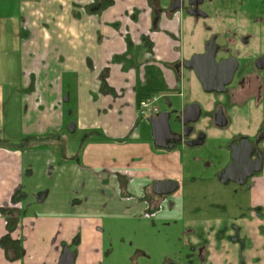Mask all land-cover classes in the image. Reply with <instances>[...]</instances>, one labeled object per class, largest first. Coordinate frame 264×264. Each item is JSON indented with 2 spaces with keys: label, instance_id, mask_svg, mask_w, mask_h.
Segmentation results:
<instances>
[{
  "label": "crops",
  "instance_id": "1",
  "mask_svg": "<svg viewBox=\"0 0 264 264\" xmlns=\"http://www.w3.org/2000/svg\"><path fill=\"white\" fill-rule=\"evenodd\" d=\"M158 8L165 13L156 21ZM177 17L168 14L164 0H0V68L16 65L19 70L24 92L16 102L24 111L23 118H28V131L45 135L59 132L63 101H70L74 94L76 115L83 118L82 126L88 130L84 140L75 142L80 152L75 165L80 177L84 171L86 181L81 192L94 178L91 171L111 165L112 161L105 165L103 158L113 159L114 154L105 156L101 148L115 147L104 141L127 136L142 89H159L161 85L178 89L179 79L171 67L180 56L175 48L181 44L174 40L181 34V17ZM8 35L17 36V41L9 40L14 47L2 39ZM8 76L0 72L1 80L8 81ZM30 85L32 89L25 91ZM69 86L75 87L72 93ZM1 142L0 208L16 191L28 189L29 181L27 178L26 185L21 181L24 150L17 149L18 144ZM69 159L55 160L57 169L47 173L49 191L68 189L73 178L78 179L76 183L83 180L72 176L75 165ZM248 201L246 210L232 206L224 212L213 211V219L209 217L204 224L196 223L190 230L189 225L183 227L189 232V243L206 245L203 260L193 264H264V174ZM257 205L261 210L256 211ZM122 207L129 212L128 202ZM109 209L117 212L114 205ZM98 210L90 211L99 217ZM64 211H53L44 219L38 215L21 217L10 231L0 213V242L7 234L13 240L21 238L24 251L20 258L8 260L0 243V264H57L62 243L78 229L83 235L80 243L87 242L84 223L93 227L98 217L87 219L81 206ZM101 239L98 233L89 252L82 255L85 258L78 254L76 264H101Z\"/></svg>",
  "mask_w": 264,
  "mask_h": 264
},
{
  "label": "flooded vegetation",
  "instance_id": "2",
  "mask_svg": "<svg viewBox=\"0 0 264 264\" xmlns=\"http://www.w3.org/2000/svg\"><path fill=\"white\" fill-rule=\"evenodd\" d=\"M235 1L237 0H179L178 3L180 6L174 11H171L170 7L176 0H164L165 8L169 15H177L178 17L180 15L181 19H183V15L191 16L195 22L194 24H196L199 19L206 21L204 23V28H206L208 36L203 40L202 50L186 57L187 59L183 57L181 46L175 48L176 51L180 53V56L178 60L171 64V67L175 76L177 75L179 79L178 89H158L159 91L150 92L149 95L143 96L137 100L134 123L138 121L137 118L142 117L149 121V129L146 126H142V128L138 127L134 135L131 134L132 138L130 139H125V136L121 139L104 141V143H112L115 146L142 143L145 154L147 155V152L150 153L148 155L149 157L147 156L148 159L138 160L136 163H128L126 161L125 167L114 165L111 167L112 164L110 166L102 165L97 171L99 172V170L104 169L109 174V176L101 177V184H109L117 181L120 183V186L124 185L123 187H125L128 185L130 193L127 194L124 203L129 201L130 213H134L136 211L135 205L140 204V214L144 220H150L154 213H160L163 204L168 198L179 197L183 194L188 196L189 193L195 196L198 193V197L201 199L203 195L205 194L206 196L208 192H212L214 195L217 190L215 189L217 188L216 184H220V186H224L225 188L228 187L230 183L241 186L242 188L240 190H236V188L231 189L228 194L226 192L219 193L221 197L236 196L240 198L246 196L247 202L238 201L239 203H236L227 200H219L215 201V203L211 202L208 204L215 209H210L209 213L213 211L224 212L232 206L246 210L249 207L248 198L250 191L257 184L258 178L262 177L264 174V0H262V5H257L259 1L253 4L256 5L254 7L255 9L260 10V13L258 12L256 14H250V12L239 13L236 11V6L234 5ZM245 2V0H239L240 5H243ZM205 7H207V10ZM163 10L162 8L157 9L156 21H158L160 14L165 13ZM224 10H228L229 12H224ZM83 11L86 12L84 7ZM178 17L176 18L177 20L179 19ZM207 20L215 22L219 29H215ZM154 28L157 27L154 26ZM180 35L179 37L176 36L177 38H174V40H178L181 44ZM207 52L209 55L213 56L214 65H219L224 62L226 66L225 68H217L216 71L219 70L222 77L214 73L213 80H225L224 78L228 77V68L232 69L228 83L224 84L220 91H206L201 85L194 69L183 65V62L190 60L192 56L202 55ZM203 63L206 67H209L207 66L209 65L208 61H204ZM184 68L193 70L202 90L216 97L211 109L206 110L200 102L195 100L175 105L170 103L169 95L172 91L179 90L181 80L180 73ZM149 89L143 88L141 93H146ZM114 94L116 95V92ZM153 96L156 97V109L153 111L151 109L140 110L138 107L139 102L141 100H151ZM220 97H222V99H220ZM161 98L167 103L169 108L160 110L158 101ZM194 103L199 107L196 115L191 111H186V107ZM163 113L166 114L168 129L166 131L163 129L157 130L158 140L155 141L156 139L152 132V120L158 119ZM205 116L209 117V123L215 129L226 132L231 124L237 121L240 126H242V130L230 133L229 135L221 134L218 135V137L209 138L207 133L197 128V123ZM71 123L74 125L73 131L68 129ZM67 129L70 133L75 132V123L70 122L67 125ZM140 131L142 133H140ZM47 137L48 139L53 137L55 140L54 142L57 143L60 141L57 138L59 136H56V134H49ZM30 139L31 138H28L26 142ZM32 139L37 141L36 138ZM61 142L64 143L63 145L61 144L63 148L65 142L63 140ZM19 144H21V146H19ZM27 144L28 143L22 145V143H18L17 147L19 148L17 149H23L25 151V149L28 148ZM169 152L173 154V157L170 159V162L168 160V163H166L164 156L167 157V155L170 154ZM185 153L186 156L184 155ZM79 154L80 152H78L75 158L69 159L74 165L76 161L78 163L80 160ZM188 156L191 157V164L188 162V159H186ZM252 163H257L260 169L248 175L246 173L252 171V168L255 167ZM167 164L176 165L180 171L176 175L161 173L159 176H156V178H149L150 176H141L142 174L140 176H131V174L120 170V168H122L126 172H129V167H131V170H135V168L143 166L141 169L147 167L149 172L158 167L161 172H166L168 169ZM97 172L93 173L91 171L94 178L92 181H89V188L84 191L89 193V195L100 192L98 186L97 188L94 187V181H98V178H96L98 177ZM189 172L190 174L187 177L184 176ZM110 174L114 176L112 181L108 179L112 177ZM197 176H199V179H197ZM145 179L146 181L143 182ZM73 180L74 178L72 181ZM160 181H172L175 185L171 191L162 192V189L157 186V183ZM185 184L191 186L190 189L185 188ZM83 185H86V181ZM91 186H93V188ZM23 192L24 189L15 193L10 198L9 203L4 204V206L0 208V213H2V210L9 209L17 210L22 214L24 212L23 197L21 198ZM132 192H135V198ZM25 193L26 192H24V194ZM15 196L18 200H13ZM127 197H129V200ZM200 206L199 203L192 206L189 205L190 208H187L189 211L186 212L191 214L193 210H199ZM255 209L259 211L261 210V206L257 205ZM176 211L179 210L177 209ZM98 212L100 214L103 211L99 209ZM4 222L6 225L5 218ZM145 222L147 223V221ZM18 225L19 223L16 228ZM183 227L181 231L187 232L185 239L187 243L186 249L193 250L196 255L195 259L190 260V264H193V261L203 260L206 245H193L189 243V232L184 229L187 226ZM188 228L190 230L191 227L189 226ZM75 234L71 237V239L74 240L72 241L70 239L71 241L69 240L68 242L62 243L61 248L62 252L63 246L67 245L75 252L74 264H76V259L78 257L79 248L77 245L81 242V234L79 232ZM20 239L21 238H19V240ZM180 247L183 246L180 245ZM135 250L133 253L144 256L145 252L143 250L141 251L140 248H136ZM136 262H138V260H136L134 264H136ZM165 264L183 263L170 258L167 259Z\"/></svg>",
  "mask_w": 264,
  "mask_h": 264
},
{
  "label": "rangeland",
  "instance_id": "3",
  "mask_svg": "<svg viewBox=\"0 0 264 264\" xmlns=\"http://www.w3.org/2000/svg\"><path fill=\"white\" fill-rule=\"evenodd\" d=\"M245 1L246 2L243 5L239 4V0L234 2L236 11L239 13L250 12V14L260 13V10L255 9L254 7L256 5L253 4L259 1V4L257 5H262V0ZM205 9L207 10V7H205ZM224 12L228 13L229 11L224 10ZM182 18L183 19L178 23V28L181 33L180 41L182 54L184 55V59H187L186 57L202 50V43L208 36V32L206 31V28H204V23L206 21L203 19H199L198 22L194 24L195 22L191 16L183 15ZM207 22L213 25L215 29H219L215 22L211 20H207ZM16 37L13 38L17 41ZM13 38L8 35L2 39L7 40L6 43L8 46L14 47V43L11 44L9 42V40H12L13 42ZM0 72H5L9 75L8 81L1 80L0 78V142L6 141L8 143L18 144L31 138L26 142L28 143V148L22 153V172L24 177L21 178V181L24 183L26 182V179L29 178V181H27L28 189H24V192L26 193L24 194L23 192V195L21 196V198L23 197L22 202L24 204V212L22 213L23 217L24 215L31 217L33 215H38L44 219L46 216L55 213L53 211L66 213L64 210H67V212H71L74 206H81L87 219L98 217L96 213L90 211L91 209L99 208L103 211L99 214L98 221L93 224V227L90 226V224H92L90 222L87 224L84 223V227L87 228L84 235H88V241L83 243L79 242L77 245L79 248V257L89 252V247L94 245L95 237L99 233L102 238V241L100 242V245L102 246L101 264H134L136 260H138L136 264H165L167 259L170 258L183 264H190V260L195 259L196 255L193 250L186 249L187 243L185 242V239L187 232L181 231L182 227L187 225L194 227L196 223L204 224L209 217L210 219H213L209 212L210 209L215 208L211 207L208 203H215V201L219 200L234 201L236 203L247 202L246 196L240 198L236 196L221 197L219 193L226 192L228 194L231 189L236 188V190H240L242 188L241 186L230 183L228 187L225 188L224 186H220V184H216L217 188L215 189L217 190L214 195L212 192H208L206 193V196L204 194L200 199L198 193L195 196L190 195L189 193L188 196L183 194L179 197H172L176 199L168 198L163 204L160 213H154L151 217L152 219L144 220L140 214V204L135 205L136 211L134 213L125 211L122 207V203L125 202L127 194L130 193L128 185L125 187H123L124 185L120 186V183L117 181L109 184H101V177L109 176L104 169L97 172L98 177L96 178H98V181H94L95 186L97 185L99 187L100 192L91 195L87 192H81L80 188L85 183L83 177L85 176V173L81 170L80 177V170H78L77 165L72 166V172H68H71L72 176H75V178H83L82 181H77L76 183L75 180L78 179H74L71 186L66 190H57L53 192V190L50 189L49 191L47 188V181L49 180L47 173L53 174L57 169L58 166L55 163V160L63 161L64 157L70 159L75 158L76 155H78V143L75 142H81L84 140V131H88L82 126L83 118H78L75 112L76 102L74 94L72 93V90L74 91L75 87L69 86L72 93V99L70 101H63L64 108L61 129L59 132L55 133L56 136L64 138L65 145L62 148L61 144L63 145L64 143L61 141L57 143L54 142L55 140L53 137L48 139L45 134L30 133L28 131V118H23L22 115L24 111L22 108H19L16 102L17 97H21V91L24 92V90L20 88L22 79L20 78L19 70L16 69V65L11 69L0 68ZM180 75V88L179 90L170 93V103L175 105L195 100L200 102L206 110L211 109L216 97L202 90L193 70L184 68L181 70ZM30 84L33 86V83ZM31 85L27 87L25 91H30ZM158 88L163 89L164 85L158 86ZM220 99H222V97H220ZM158 105L160 106V110L169 108L162 98L158 101ZM137 120L138 121L130 128L125 139L132 138L131 134L134 135L135 130L138 127L142 128V126H146L149 129V121L147 119L141 117L137 118ZM70 122H74L75 127H77L76 131L73 133H70L67 129V125ZM241 127L242 126H240L239 122L236 121L231 124L226 132L221 131L210 125L208 116L202 117L197 123V128H200L207 133L209 138H215L221 134L229 135L230 133L239 132L242 130ZM140 133L142 132L140 131ZM32 138H36L37 141ZM107 147L108 148H101V152H103L105 156L107 153L114 154L113 159L109 157L103 158L105 165H109L112 161L111 167H113V165L125 167L126 161L128 163H136L138 160L141 161L142 159H148V155L150 154L149 152H147V155L145 154V150L142 148V143H131L126 146H115L113 148H110L109 146ZM184 155L186 156V153ZM189 156L186 159H188V162L190 163L192 161ZM172 157L173 154L170 153L167 157L164 156V160L168 163V160L170 162ZM167 165L168 169L166 172H161L159 167L149 172L147 167L141 169L143 166L135 168V170H131V167H129V172H126L122 168H120V170L131 174V176H140L142 174L141 176L147 175L150 176L149 178H156V176H159L161 173H166V175H176L180 171L176 165ZM31 172H33V175L30 177ZM189 174L190 172L184 176L187 177ZM110 176L112 177H109L108 179L112 181L114 176L111 174ZM197 179H199V176H197ZM59 180L60 176L57 181ZM145 181L146 179L143 180V182ZM60 182H63V180ZM24 185H26V183H24ZM91 187L93 188V186ZM184 187L190 189L191 186L185 184ZM132 195L134 198L136 197L135 192H132ZM127 199L129 200V197H127ZM197 203L203 208L200 206L199 210H193L191 214H188L186 211H189L187 209L190 208L189 205L192 206ZM112 205H114V209L117 210V212H111L109 208H111ZM177 209L179 211H176ZM145 221H147V223ZM78 232L79 229L76 233ZM82 236L83 235H81V237ZM71 240L73 241L74 239ZM181 242L184 246L180 244ZM180 245L183 247H180ZM213 247V245L210 246L212 252H215L213 251ZM136 248H140L141 251L143 250L145 252L144 256H139L133 253ZM81 258H85V256H82Z\"/></svg>",
  "mask_w": 264,
  "mask_h": 264
},
{
  "label": "water",
  "instance_id": "4",
  "mask_svg": "<svg viewBox=\"0 0 264 264\" xmlns=\"http://www.w3.org/2000/svg\"><path fill=\"white\" fill-rule=\"evenodd\" d=\"M179 1V0H178ZM176 0L175 3H173L170 7L171 11H174L176 8H178L180 5ZM213 56L209 55L208 52L204 53L202 55H195L192 56V58L188 61H184L183 65L189 68H193L194 72L196 73L201 85L206 91H220L222 89V86L226 83H228V79L230 77V74L232 72L231 68H228V77L224 78L225 80L216 81L213 80L214 73L217 74V76H221V72L217 70V68H225V63H220L219 65H214L213 63ZM204 61L209 62V67H206L203 63ZM227 65V64H226ZM224 76V75H223ZM226 76V75H225ZM222 77V76H221ZM198 105L196 103L190 104L186 107V111H191L193 114L198 113ZM74 125L71 123L68 126V129L70 131H73ZM167 130V121H166V114L163 113L158 119L152 120V132L155 137V141L158 140L157 130ZM157 143V142H156ZM255 165V167L252 168V171L247 172L246 174L251 175L254 173V171H258L260 169V166L256 163H252ZM175 185L172 181H160L157 183V186H159L162 189V192H169L173 189V186ZM75 260V252L69 248V246L65 245L63 246L62 252L59 256L57 264H74Z\"/></svg>",
  "mask_w": 264,
  "mask_h": 264
},
{
  "label": "trees",
  "instance_id": "5",
  "mask_svg": "<svg viewBox=\"0 0 264 264\" xmlns=\"http://www.w3.org/2000/svg\"><path fill=\"white\" fill-rule=\"evenodd\" d=\"M146 93H141L137 95V100H139L141 97L149 95L150 92H157L158 89H149ZM26 141L22 142V145H25ZM21 146V144H19ZM16 193H18L16 191ZM13 200H18V198L15 196ZM2 214L6 220V226L10 230L14 228L16 223L19 221V219L22 217V214L17 210H9L5 209L2 210ZM1 246L4 249L6 258L8 260H15L20 258L23 255V249L21 244H19V241L11 239L10 235L7 234L1 238Z\"/></svg>",
  "mask_w": 264,
  "mask_h": 264
},
{
  "label": "built area",
  "instance_id": "6",
  "mask_svg": "<svg viewBox=\"0 0 264 264\" xmlns=\"http://www.w3.org/2000/svg\"><path fill=\"white\" fill-rule=\"evenodd\" d=\"M155 101H156V97L153 96L151 100H141L139 102V109L140 110H145V109H151L152 111L156 109L155 107Z\"/></svg>",
  "mask_w": 264,
  "mask_h": 264
}]
</instances>
